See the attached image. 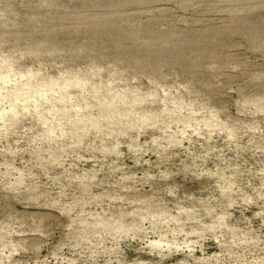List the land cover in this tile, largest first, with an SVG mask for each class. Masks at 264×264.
Listing matches in <instances>:
<instances>
[{
    "label": "rangeland",
    "instance_id": "rangeland-1",
    "mask_svg": "<svg viewBox=\"0 0 264 264\" xmlns=\"http://www.w3.org/2000/svg\"><path fill=\"white\" fill-rule=\"evenodd\" d=\"M0 264H264V0H0Z\"/></svg>",
    "mask_w": 264,
    "mask_h": 264
}]
</instances>
